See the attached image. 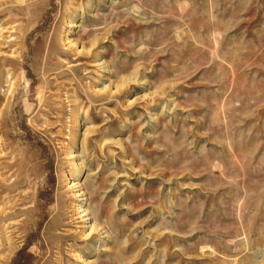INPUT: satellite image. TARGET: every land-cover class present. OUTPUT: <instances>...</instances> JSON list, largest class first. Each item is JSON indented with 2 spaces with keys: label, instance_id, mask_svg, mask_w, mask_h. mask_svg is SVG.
<instances>
[{
  "label": "rangeland",
  "instance_id": "1",
  "mask_svg": "<svg viewBox=\"0 0 264 264\" xmlns=\"http://www.w3.org/2000/svg\"><path fill=\"white\" fill-rule=\"evenodd\" d=\"M0 264H264V0H0Z\"/></svg>",
  "mask_w": 264,
  "mask_h": 264
},
{
  "label": "bare ground",
  "instance_id": "2",
  "mask_svg": "<svg viewBox=\"0 0 264 264\" xmlns=\"http://www.w3.org/2000/svg\"><path fill=\"white\" fill-rule=\"evenodd\" d=\"M70 28H77V27H80L78 24L74 23V22H71L70 25H69ZM70 43H74L75 44V40H70L69 41ZM68 42V43H69ZM82 170V169H81ZM80 171V170H79ZM71 186H74L77 190V197L80 198V202L83 203L84 205H86L89 201H90V194L87 190V187L84 186V184H81L80 182H74L73 184H71ZM73 188V187H71ZM89 189V188H88ZM91 204V203H90ZM82 207H80V214H81V217L84 218V222L86 224H91L94 220V216H93V213L90 211V209L88 207H86L85 209H81ZM80 218V217H79ZM88 228H91V232L92 231H97L98 229L100 230L99 227L95 226V224H91L90 227ZM102 229V228H101ZM103 230V229H102ZM95 231V232H96ZM107 231H105L106 233ZM94 233V232H93Z\"/></svg>",
  "mask_w": 264,
  "mask_h": 264
}]
</instances>
